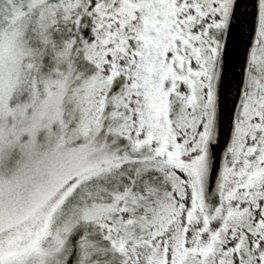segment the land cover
Segmentation results:
<instances>
[{
    "label": "snow or ice",
    "instance_id": "obj_1",
    "mask_svg": "<svg viewBox=\"0 0 264 264\" xmlns=\"http://www.w3.org/2000/svg\"><path fill=\"white\" fill-rule=\"evenodd\" d=\"M0 264H264V0H0Z\"/></svg>",
    "mask_w": 264,
    "mask_h": 264
}]
</instances>
